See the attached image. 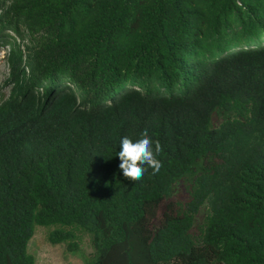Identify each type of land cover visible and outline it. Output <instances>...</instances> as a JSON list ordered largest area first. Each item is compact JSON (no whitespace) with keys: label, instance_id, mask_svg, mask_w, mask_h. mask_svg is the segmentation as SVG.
Listing matches in <instances>:
<instances>
[{"label":"trees","instance_id":"trees-1","mask_svg":"<svg viewBox=\"0 0 264 264\" xmlns=\"http://www.w3.org/2000/svg\"><path fill=\"white\" fill-rule=\"evenodd\" d=\"M0 48V264L36 226L86 264H264V0H0Z\"/></svg>","mask_w":264,"mask_h":264},{"label":"rangeland","instance_id":"rangeland-1","mask_svg":"<svg viewBox=\"0 0 264 264\" xmlns=\"http://www.w3.org/2000/svg\"><path fill=\"white\" fill-rule=\"evenodd\" d=\"M7 50L0 48V102L9 94L10 88L6 86L8 76ZM177 199H184L185 194L177 189ZM203 209L198 221L204 217ZM49 229L36 226L35 233L29 242V252L35 256L36 264H86V258L93 253L91 239L86 234L79 235L80 248L70 250L65 243L53 244L48 240Z\"/></svg>","mask_w":264,"mask_h":264},{"label":"clouds","instance_id":"clouds-1","mask_svg":"<svg viewBox=\"0 0 264 264\" xmlns=\"http://www.w3.org/2000/svg\"><path fill=\"white\" fill-rule=\"evenodd\" d=\"M118 149L115 154L120 161L118 167L129 181H138L148 168L156 172L161 167L155 155L160 151V144L151 139L147 129L136 137H120Z\"/></svg>","mask_w":264,"mask_h":264}]
</instances>
